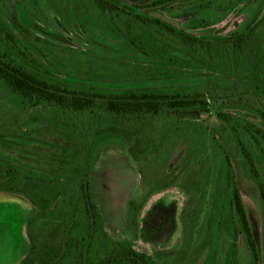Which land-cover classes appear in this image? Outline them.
Instances as JSON below:
<instances>
[{"label": "rangeland", "instance_id": "1", "mask_svg": "<svg viewBox=\"0 0 264 264\" xmlns=\"http://www.w3.org/2000/svg\"><path fill=\"white\" fill-rule=\"evenodd\" d=\"M202 2L174 1L163 12L186 29L203 31L209 25L227 35L244 32L255 19L264 21V0H241L228 7L220 6L227 0H213L207 9L199 7ZM12 12L22 25L54 42L55 50H65L63 54L50 49L44 52L48 58L56 57L58 64L43 60L64 84L104 93L180 90L207 93L210 98L208 111L198 120L174 121L169 138L137 152L138 157L131 154V143L121 133L94 139L89 166L91 194L110 240L134 245L155 264H203L210 250L206 243L215 240L209 225L219 218L218 207L227 199L224 188L228 168H233L232 179L249 215L259 264H264V205L259 182L242 150L244 146L255 161L264 185V139L235 133L218 115L230 116L232 124L245 119L264 129L254 110L257 99L246 89L251 84L247 73L252 68L250 62H236L230 57L221 66L213 54H206L202 61L178 51L169 53L172 48L165 44L152 50L143 45L135 47L108 27L109 22L92 0H0V17L9 26ZM259 35L253 61L264 70V26H260ZM143 41L151 44L145 36ZM169 42L178 47L177 41ZM30 49L34 56L43 51V47ZM170 56L180 58L176 61ZM24 114L14 94L0 83V127L24 118ZM26 123L17 137L0 141V163L37 177L59 175V169L65 168L60 156L67 151L70 154L67 148L72 145L59 130L65 125L49 117ZM37 193L33 190L32 197ZM31 199L0 191V264H18L19 257L30 251L22 226L41 211ZM42 223L40 220L32 226V234ZM230 241L226 227L220 263ZM237 241L240 263L253 264L243 231H239Z\"/></svg>", "mask_w": 264, "mask_h": 264}, {"label": "trees", "instance_id": "2", "mask_svg": "<svg viewBox=\"0 0 264 264\" xmlns=\"http://www.w3.org/2000/svg\"><path fill=\"white\" fill-rule=\"evenodd\" d=\"M92 1L109 22L108 27L135 47L142 48L143 45L152 50L165 44L172 48L169 53L178 51L202 61L206 54H213L219 58L221 66L230 57L236 62L247 59L252 68L247 70L251 84L246 89L258 100L254 110L264 124V101L261 100L264 98V70H260L253 61L256 44L259 43V28L264 26L262 19H255L244 32L227 35L208 25L203 30L211 29L210 33L194 36L157 16V13L164 15L167 5L179 0ZM239 1L227 0V4L220 3V6L228 7ZM212 5L213 0H204L199 7L207 9ZM8 19L12 27L0 17V83L14 94L25 116L0 127V141L17 137V132L26 126L27 120L49 117L65 125L59 130L72 143L67 148L71 150L70 154L68 151L61 154V164L65 168L59 169V175L55 177H37L14 165L0 163V191L9 190L32 198V203L41 208L27 223L30 251L20 264H155L146 252L130 243L110 240L103 230L102 213L91 194L89 166L93 141L103 134L121 133L131 143L130 152L136 157L137 152L147 150L158 140H167L178 119L191 123V120H198L203 112L208 111L210 98L207 93L180 90L154 92L128 89L120 93H104L85 86L64 84L44 63H51L52 60L58 64L57 58H48L49 54L44 52L50 49L63 54L65 50H55L54 42L22 25L13 12ZM189 30L202 31L194 27ZM144 36L151 44L143 41ZM24 41L30 48L43 47L41 55L34 56ZM169 41H177L178 47ZM179 58L170 56L171 60ZM218 115L230 124L235 133L240 131L255 140L257 137L264 139V129L256 124L240 118L232 124L230 116L221 112ZM170 117L175 118L170 121ZM242 150L259 182L264 205V185L255 161L244 146ZM228 169L224 188L227 199L218 207V220L209 225L215 240L207 241L210 250L203 264H241L237 241L239 231L244 233L253 264H259L260 254L249 215L232 179L233 168ZM33 190L38 192L34 198ZM40 220L43 221L41 229L32 234V226ZM226 227L231 241L225 260L220 263L222 235Z\"/></svg>", "mask_w": 264, "mask_h": 264}, {"label": "water", "instance_id": "3", "mask_svg": "<svg viewBox=\"0 0 264 264\" xmlns=\"http://www.w3.org/2000/svg\"><path fill=\"white\" fill-rule=\"evenodd\" d=\"M157 16L159 18H161L164 22H166V23H168L170 25H173L174 27H176V28L188 33V34L194 35V36H204V35H206V34L211 32V29L203 30V31H192V30L184 28L182 25L178 24L176 21L166 17L165 15H163L161 13H157Z\"/></svg>", "mask_w": 264, "mask_h": 264}, {"label": "crops", "instance_id": "4", "mask_svg": "<svg viewBox=\"0 0 264 264\" xmlns=\"http://www.w3.org/2000/svg\"><path fill=\"white\" fill-rule=\"evenodd\" d=\"M29 220L25 221V223L22 226V230H23V237L25 239V242L30 244L29 241V236H28V230H27V223ZM26 255H22L21 257H19V259L17 260V263L20 264L21 260L25 257Z\"/></svg>", "mask_w": 264, "mask_h": 264}, {"label": "flooded vegetation", "instance_id": "5", "mask_svg": "<svg viewBox=\"0 0 264 264\" xmlns=\"http://www.w3.org/2000/svg\"><path fill=\"white\" fill-rule=\"evenodd\" d=\"M165 15V14H164ZM166 16V15H165ZM167 17V16H166ZM169 18V17H168ZM171 19V18H170ZM172 20H174V21H176L175 19H172ZM178 24H180L178 21H176ZM180 25H182V24H180ZM183 26V25H182Z\"/></svg>", "mask_w": 264, "mask_h": 264}]
</instances>
